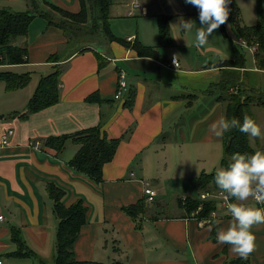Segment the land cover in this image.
<instances>
[{
    "label": "crops",
    "instance_id": "obj_1",
    "mask_svg": "<svg viewBox=\"0 0 264 264\" xmlns=\"http://www.w3.org/2000/svg\"><path fill=\"white\" fill-rule=\"evenodd\" d=\"M128 1L127 8L134 0ZM137 1L140 8L136 15L150 18L157 27L159 16L171 17L167 39H161L157 28L153 30L158 33L154 39L159 43L134 34L123 42V38L111 34L115 41L101 36L95 45L68 50L65 34L36 17L27 36L13 43L26 49V63L0 66V72L31 76L26 87L14 91H7L5 83L0 82V140L9 130L13 132L6 147L0 149L3 264L54 263L58 221L47 191L50 183L64 190L65 207L81 199L88 208L87 222L73 247L79 261L229 264L240 258L247 264H264V224L253 226L254 250L242 258L231 251L230 245L216 241L217 232L231 223L224 211L218 209L212 219H199L194 217L198 212L190 217L183 207L187 198L199 202L200 174H216L224 168V138H216L210 126L219 118H226L232 92L242 93V101L253 99L244 116L256 121L261 136L247 135L248 144L253 154L264 151V69L248 49L250 64L238 49L244 57L238 68L221 64L235 60L233 52V57L215 62L206 57V64L198 56L188 57L186 34L182 33L185 41L178 44L174 40L172 21L176 15L172 14H179L171 10L179 8L178 4L172 0ZM17 2L23 4L22 0H0V6L11 9ZM35 2L46 10L48 4L70 13L80 10L79 0ZM235 2L243 22L242 5L239 0ZM261 3L264 18V1ZM255 22L247 27L255 26L258 19ZM231 33L225 28V37L235 44ZM136 43L154 51L140 56L133 48ZM54 55L57 62L51 63ZM172 58L178 61L179 69L166 67ZM56 65L61 72L59 101L23 115L40 78L52 74ZM121 71L125 74L126 91L116 99ZM127 92L134 93L132 105L127 103ZM92 94L98 95L97 102L87 101ZM14 112L20 115L11 116ZM98 125L109 139L120 140L112 161L103 167L101 183L68 166L79 152L78 145L67 141L59 153L45 146L46 139ZM231 161L232 158L226 160L227 165ZM145 184L155 191L156 197L151 204L145 202V214L138 218L137 230L121 208L144 200ZM216 188L213 180L205 190ZM252 200L243 203L257 207ZM14 228L21 231L34 257L11 256L17 251L11 233Z\"/></svg>",
    "mask_w": 264,
    "mask_h": 264
},
{
    "label": "trees",
    "instance_id": "obj_2",
    "mask_svg": "<svg viewBox=\"0 0 264 264\" xmlns=\"http://www.w3.org/2000/svg\"><path fill=\"white\" fill-rule=\"evenodd\" d=\"M31 9L25 12H14L9 8H0V66L20 65L26 63L27 51L25 48H19L12 44V40L16 38L26 37L29 27L36 17H41L46 20L48 25L54 26L61 30L67 37L72 34V43L78 41L73 33H68L67 28L74 25H84L90 22V34L98 37L97 41L102 37L116 40L111 36L109 31V11L112 5V0H79L80 10L77 13H70L65 10H60L55 5L48 4L50 8L61 14L67 21L54 22L55 20L50 14L40 10L35 0H28ZM230 18V27L234 31L235 41L243 40L248 46L257 45L256 61L258 65L264 69V18L262 12L261 0H257L256 12L258 22L255 26L246 27L240 25V11L237 7L235 0H228L226 5ZM53 19V20H52ZM170 16L158 17V29L161 39H167L169 36V22ZM70 25V26H69ZM78 28V27H77ZM76 28V29H77ZM75 29V30H76ZM85 34V33H84ZM96 40V39H95ZM97 41H91L93 45ZM121 41V40H119ZM122 42V41H121ZM124 42V41H123ZM232 51L235 55V60L226 61L221 63L224 67H241L239 60L243 57L240 54L237 46L231 42ZM133 48L137 50L140 56L150 55L152 48H145L139 43H136ZM132 48V49H133ZM254 57V58H255ZM57 55L50 58V62H57ZM100 61L101 58L98 57ZM61 72L60 67L55 66L54 72L48 76L40 78L38 86L25 107L23 115L39 112L50 106H53L59 101L58 84ZM31 76L26 74H13L10 72H0V82H4L7 91H14L22 89L28 85ZM228 102V109L226 118H237L242 123L244 120L245 112L248 111L249 102L240 100L239 102L230 95ZM98 95L92 94L87 98L89 102H97ZM134 101V93L127 92V103L132 105ZM20 115L14 112L11 116L16 117ZM224 144V159L222 162L223 167H227V158H232L236 154H253L249 147L247 134L242 133L238 128L232 129L223 136ZM71 141L79 146V152L68 163L78 173L88 177L95 183L102 182V171L105 164L110 163L115 155L117 147L120 143L118 139H109L107 134L102 130L101 125L97 127L81 130L72 134H67L46 139L45 146L55 149L57 153L61 152L65 143ZM215 181V174L207 175L200 174L198 178L199 190L205 191L206 186ZM49 197L53 201V214L57 219V229L55 236V258L53 264H104L90 261H79L75 258L73 247L77 241L83 224L87 222L88 208L84 205L81 199L75 201L71 206L65 207L63 205V197L65 192L53 183L47 185ZM201 210L195 215V218L203 219L209 217L211 212L216 208L214 202L201 203L193 199H185L184 210L191 217L193 212H196L199 207ZM146 203L140 200L134 205L122 207L121 210L127 215L134 223L135 228L138 230V218H142L145 214ZM12 238L17 246V251L11 256H18L20 258L34 257V253L29 250L22 238L21 231L12 229ZM248 262L237 259L231 261L229 264H247ZM41 264V263H40Z\"/></svg>",
    "mask_w": 264,
    "mask_h": 264
},
{
    "label": "clouds",
    "instance_id": "obj_3",
    "mask_svg": "<svg viewBox=\"0 0 264 264\" xmlns=\"http://www.w3.org/2000/svg\"><path fill=\"white\" fill-rule=\"evenodd\" d=\"M185 3L199 10L201 27L195 21L183 20L177 24L182 33H191L195 27V45L204 46L209 42L213 31L228 17V0H185ZM238 128L252 138L261 136V128L251 117H244L241 123L237 118L221 117L210 126L216 138ZM215 184L221 190L231 223L226 229L217 232L216 241L231 246V251L246 258L254 250V225L264 224V207H253L246 203L249 198L264 203V151L254 154H236L227 167L215 174ZM237 201V202H232Z\"/></svg>",
    "mask_w": 264,
    "mask_h": 264
},
{
    "label": "rangeland",
    "instance_id": "obj_4",
    "mask_svg": "<svg viewBox=\"0 0 264 264\" xmlns=\"http://www.w3.org/2000/svg\"><path fill=\"white\" fill-rule=\"evenodd\" d=\"M86 1V0H85ZM173 2L177 3L179 8H174L171 10L173 13H178L177 14H172L176 15L174 20L172 21L173 27H174V40L179 44L181 41H185L184 37L188 40V47L185 50V53L188 57H200V61L204 62L206 64V57H210L209 60L212 62L217 61L218 59H225L227 57H233V51H232V45L231 41L229 40L228 37H225V28L230 31L231 26L230 25V18L229 14L226 19V21L220 25L217 29H215L212 33V35L209 37V42L204 45L197 47L195 45V27L193 28V31L191 33H185L186 35H182V32L179 30L177 27V24L180 22L181 19L183 20H192L195 21L196 27L199 28L201 27L200 21H199V10L190 4L185 3V0H172ZM264 1V0H263ZM128 0H112V5H111V11H109V31L111 34L115 37L123 38V41L126 40V37L130 34L134 35H140L141 39H146L154 43H159V41L154 39V37L158 34L157 31L154 32L153 30H157V26L153 20L147 17H141L137 16L138 10H134L132 15H127V12L129 10V7L127 8V3ZM241 3L243 15H242V21L240 22L241 26L246 25H253L255 22L256 18V6H257V0H239ZM22 3L20 4L19 2L15 3V5L11 6V9L14 12H25L31 9L30 2L28 0H22ZM139 3V2H138ZM3 6H0V8ZM40 10L50 14L55 20L54 22L58 23L59 21H67L61 14H59L57 11H54L52 8H46L42 7L39 5L38 7ZM135 14V15H134ZM42 20L43 18L38 17L36 20ZM43 22L46 20L43 19ZM47 23V22H46ZM70 26V25H69ZM73 27H68L67 32L68 33H73L76 36H79L78 41H74L72 43V34H69L68 41L70 42L68 45L65 44V47L68 50H72L75 48H82L86 46H92L93 44L91 41H97L98 37L94 36V34H90V31L88 28H90L91 24L90 22L84 25H73ZM225 26V28H224ZM78 27V28H77ZM77 28V29H76ZM76 29V30H75ZM234 31H232L233 33ZM85 33V34H84ZM231 33V36L233 39H235V35ZM170 22H169V35H170ZM153 35V37H152ZM66 37V36H65ZM67 39V37H66ZM96 39V40H95ZM237 39V38H236ZM19 40V38L13 39L12 44ZM208 47L206 49L205 47ZM240 52L245 56L246 60L251 61L250 55L248 54L247 50L244 48L237 47ZM201 55L203 57H201ZM219 57H218V56ZM250 64V63H249ZM20 70V69H19ZM238 92H232L231 95H236L234 96V99L237 100L238 102L241 100L240 96L243 97L242 93L237 94ZM246 101L244 102H249L252 103L254 102L252 98L245 99ZM228 160V158H227Z\"/></svg>",
    "mask_w": 264,
    "mask_h": 264
},
{
    "label": "built area",
    "instance_id": "obj_5",
    "mask_svg": "<svg viewBox=\"0 0 264 264\" xmlns=\"http://www.w3.org/2000/svg\"><path fill=\"white\" fill-rule=\"evenodd\" d=\"M128 7H129L128 15H132L134 10L140 8V5L137 0H134L131 2V4ZM234 43L240 46L241 48L248 49L253 55L256 53L257 45L248 46L243 40H238V41L234 40ZM166 67L177 70L180 68V65L175 58H172ZM119 79H120L119 88L117 94L115 95L116 99L120 98V96H122V94L125 93L126 91L125 74L122 71L120 72ZM12 133L13 132L9 130L4 136H2L0 140V149L6 147L8 137L10 138ZM143 196H144V201L147 204H151L155 200L156 193L151 188H149L148 184H145L143 189ZM198 197L201 203L214 202L216 204L215 210L210 214L211 219L216 217L215 211H217L218 209L220 211L222 210L225 212L224 215L225 217L231 218L230 214L227 211V207L223 199V194L221 193V190L219 188L202 191L201 193H199ZM252 201L255 203L257 207H264V203L256 202L254 199ZM201 208L202 207L200 206L196 212H199ZM3 221H4V217L0 214V223ZM0 264H3L2 260H0Z\"/></svg>",
    "mask_w": 264,
    "mask_h": 264
}]
</instances>
